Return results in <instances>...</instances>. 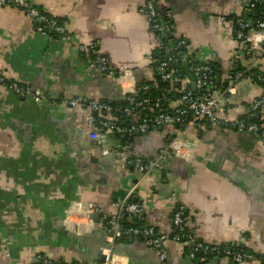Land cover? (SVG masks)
Segmentation results:
<instances>
[{
    "label": "crops",
    "instance_id": "crops-1",
    "mask_svg": "<svg viewBox=\"0 0 264 264\" xmlns=\"http://www.w3.org/2000/svg\"><path fill=\"white\" fill-rule=\"evenodd\" d=\"M30 1L64 21L74 41L38 30L18 7L0 5V70L50 98L38 102L0 84V264H34L38 253L64 264H97L108 218L131 199L143 207L144 222L168 234L174 206L182 204L190 245L236 242L264 261V142L258 135L212 124L168 125L125 144L110 134L106 155L90 138V110L56 103L82 96L116 103L132 86L154 80L155 40L139 12L142 0ZM156 1L200 59H217L223 69L233 63L241 46L230 16L242 13L241 0ZM78 44H93L115 70L130 69L131 75L121 80L99 73ZM236 91L233 117L243 116L263 93L247 82ZM162 150V166L149 176L128 163L130 154L148 159ZM76 202L99 208L93 227L92 214L79 210L67 220ZM166 248L165 264H233L213 255L191 261L185 242L168 240ZM114 250L122 264H162L153 247L132 235L118 238Z\"/></svg>",
    "mask_w": 264,
    "mask_h": 264
},
{
    "label": "built area",
    "instance_id": "built-area-1",
    "mask_svg": "<svg viewBox=\"0 0 264 264\" xmlns=\"http://www.w3.org/2000/svg\"><path fill=\"white\" fill-rule=\"evenodd\" d=\"M241 2L242 13L234 20V37L241 47L233 63L223 69L217 59H200L189 42L179 34L168 12L166 13L168 20L161 19L162 12L156 0H142L139 12L146 17L155 40V50L161 52L163 58L155 66V70L162 73L163 81L180 84L178 92L181 95L178 98L172 100L168 92L153 95L151 85L142 84L132 86L128 90L125 94L124 106H115L110 102L83 96L60 97L56 103L68 104L71 107L83 106L90 110L86 118L90 127V138L102 148L106 155L110 153V134L132 136L168 125H179L181 126L179 128L186 130L212 124L239 133L256 134L264 142V8L259 9L260 5H264V0H241ZM0 5L18 7L36 22L38 30L46 33L49 29L69 42L74 41V36L68 31L64 21L50 16L30 0H0ZM228 16L226 15L225 18ZM167 37L171 39L167 40ZM78 48L87 54L90 65L99 73L121 80H126L131 75L130 69L115 70L108 57L101 54L93 44H78ZM246 56L250 58L245 60ZM180 61L188 62L192 78L182 76L172 67ZM243 82L259 86L263 93L250 101L243 116L233 117L230 114V106L237 87ZM0 84L8 86L18 95L29 96L38 102L50 100L49 95L40 89L10 81L2 70H0ZM189 84L192 85L191 88L188 87ZM145 108H152V114L143 118L142 111ZM117 113L127 119L121 122ZM165 154L166 152L162 150L158 155L148 159L142 155L132 154L131 156L130 154L128 163L134 166L142 177H145L162 166ZM134 192L135 188H132L129 196ZM120 206L123 212L108 218L107 243L100 248L104 259L97 264H122L120 255L114 250V243L125 234L145 240L157 251L162 264H165L167 259L166 242L168 240L185 242V256L191 261H205L211 255L230 258L233 264H244L246 260L256 259L255 254L248 253L236 242H227L221 245L223 248L220 245L201 242L190 245V235L186 226L187 209L182 204L174 206L172 234L163 232L154 225L144 224V209L136 201L126 200L120 203ZM77 210L91 215L98 212L99 208L93 204L76 202L66 211L68 221ZM125 214L131 216L136 223L122 230L120 228ZM93 220L92 218L88 220L89 227H93ZM75 231L81 233L84 230L75 226ZM35 259L34 264H64L45 253H38Z\"/></svg>",
    "mask_w": 264,
    "mask_h": 264
},
{
    "label": "trees",
    "instance_id": "trees-1",
    "mask_svg": "<svg viewBox=\"0 0 264 264\" xmlns=\"http://www.w3.org/2000/svg\"><path fill=\"white\" fill-rule=\"evenodd\" d=\"M263 8H264V5H260L259 6V9H263ZM161 12H162V14H161L162 18L161 19L168 20V16L166 15L167 10L163 9V10H161ZM50 16H52V15H50ZM230 18H233L234 20H236V16H230ZM47 32L51 33V34H54V35H57V36H60L55 31H51L49 29H48ZM166 39L167 40L171 39V37H167ZM155 55L156 56H155L154 66H157L159 64V62H161L163 60V58H162V53L159 52V51H156ZM249 58H250V56H246L245 59H249ZM172 67H174L176 72L180 73L182 76H188V77L192 78V73L189 70V64H188L187 61H180L178 64L172 65ZM239 67L241 68V66H239ZM263 74H264V72H263ZM142 84H150L151 85V91H152L153 95H159L162 92H168L169 96L172 97V100L178 98L181 95V93L178 92L180 84H173L170 81H163L162 80V73H160L158 71L155 73V81H151V82L148 81V82H144ZM142 84H140V85H142ZM188 87L191 88L192 85L189 84ZM112 104H114L115 106H124L126 104V102L124 100H121V101H118V102L112 103ZM151 114H152V108H150V109L149 108H145L142 111V117L143 118H146V117L150 116ZM117 116L119 117V120L121 122L123 121V119H127L125 116H123L122 114H119V113H117ZM178 127H181V126L178 125ZM157 129H160V127H157ZM133 136L134 135H132V136L127 135L125 138H123L121 134H115V139L118 140L119 142H121L122 144H125L126 140H128V138H131ZM130 201H134V200L131 199ZM187 214H188V211L186 210V215ZM134 224H135V221L130 216L125 214L124 217H123V220H122L123 228H126L127 226H133ZM144 224H147V223L144 222ZM187 231H188V229H187ZM188 233H189V231H188ZM138 238L143 240L141 237H138ZM221 247L223 248V246H221ZM243 248L248 253L254 254L251 251H248L245 247H243ZM255 256L258 258V260L259 259L261 260L259 255L257 256L255 254ZM261 264H264V261L261 260Z\"/></svg>",
    "mask_w": 264,
    "mask_h": 264
},
{
    "label": "water",
    "instance_id": "water-1",
    "mask_svg": "<svg viewBox=\"0 0 264 264\" xmlns=\"http://www.w3.org/2000/svg\"><path fill=\"white\" fill-rule=\"evenodd\" d=\"M160 129H162V127H160ZM123 138H125L126 136L125 135H122ZM91 217L94 219V220H99L100 219V215L98 214H92ZM194 244V243H193ZM104 259V256H101V260Z\"/></svg>",
    "mask_w": 264,
    "mask_h": 264
}]
</instances>
